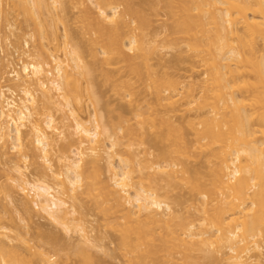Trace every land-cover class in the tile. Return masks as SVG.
<instances>
[{
	"label": "bare ground",
	"instance_id": "obj_1",
	"mask_svg": "<svg viewBox=\"0 0 264 264\" xmlns=\"http://www.w3.org/2000/svg\"><path fill=\"white\" fill-rule=\"evenodd\" d=\"M80 1L0 0L4 263L264 264V0Z\"/></svg>",
	"mask_w": 264,
	"mask_h": 264
},
{
	"label": "rangeland",
	"instance_id": "obj_2",
	"mask_svg": "<svg viewBox=\"0 0 264 264\" xmlns=\"http://www.w3.org/2000/svg\"><path fill=\"white\" fill-rule=\"evenodd\" d=\"M82 1H83V0H81L80 2H82ZM0 29H2V28H0ZM8 30H9V31H8ZM8 30H5V28H4V31H1V30H0V34H1V35H0V47H1V53H0V54H2V56H4V55H5V56H9V53H10V54L13 53V54H14V57H15L16 53H14V52L12 51V49H13V48H11L12 45L9 44V43H12L11 40L14 39L15 36H13L12 33H10V29H8ZM6 31H7V32H6ZM3 32H6V33H3ZM7 33H8V34H7ZM3 34H5V35L3 36ZM9 34H11V35L13 36V38H12ZM1 36H2V37H1ZM9 36H10V37H9ZM5 37H6V38H5ZM5 39H6V40H5ZM9 39H11L10 42L8 41ZM14 40H15V39H14ZM14 40H13V41H14ZM10 51H11V52H10ZM13 54H12V57H10L11 55H10L9 57H10V59H13V60H14ZM172 55H174V51H172V50H171V51L169 50V51L165 52V58H166V59H170V58L172 59V58H173V57H171ZM16 56H17V55H16ZM9 57H8V58H9ZM17 57H18V56H17ZM16 61H17V58L14 60V62L16 63ZM18 63H19V62L17 61L16 66H15V64L13 63L14 66H11V65H12V64H11V65H10L11 67H7V68H5V70H4V71H5V72H4L5 74L3 73V78L7 77V83L5 82L6 80H3V79H2V80H3V83H2L3 85H5V84H9V83H10V81L8 82V80H9L10 78H12V77H11V76H12V75H11V72H12L13 70H18V69H20V67H21L20 64L22 65V63H19V64H18ZM186 65H187V64H184V65H182V67L185 68ZM14 68H15V69H14ZM7 69H8V70H7ZM185 71H186V70H181L182 73H185ZM6 74H7V76H6ZM4 75H5V76H4ZM8 75L10 76V78H8ZM2 80H1V81H2ZM4 82H5V84H4ZM100 89H101V92H102L105 96L103 95V99H102V102H101V104H102L101 106H102V107L100 106L101 109H100L99 112H101L103 116H104V115H105V116H111V118H106V117L104 116L106 119L114 121L115 118H117V117L119 118V115H118V114H119V111H121V110L123 111L124 115H125L127 118H131V113H130L131 111L129 110V108H128V106H127L128 104H127L126 102H124V103H120L121 100L117 97L115 91L112 92L113 90H112V88H110V86H108V85H107V87H106V86H103V87H101ZM112 93H113V94H112ZM17 95H18V93H17L15 96H17ZM121 102H122V101H121ZM121 104H123V105H122L123 107H121ZM121 108H122V109H121ZM112 112H113V113H112ZM107 113H108V114L111 113V114L108 115ZM116 115H117V117H116ZM113 116H114V117H113ZM116 120H117V121H116ZM116 120H115L114 122H117V123H118L119 120H118V119H116ZM26 128H27V127H26ZM26 128H24V130H25ZM24 130H23V132H24ZM25 131H26V130H25ZM24 136H25V134H24ZM25 137H26V136H25ZM25 140H26V138H25ZM24 142H26V141H24ZM5 160H7L6 157L0 155V172H1V173H0V181H1L0 183H5V178H6L5 175H8L7 172H6V171H7V170H6V169H7V168H6V167H7L6 165H7V164H5V162H6ZM4 165H5V166H4ZM4 167H5L6 169H5ZM3 169H5V170H3ZM10 174H11V173H10ZM11 175H12V174H11ZM4 193H5V192H4ZM4 193H3V194H0V199H1V200H0V201H1V202H0V204H1V205H0V211H1V210H4V211H1V214H0V264H5L4 261L8 259V258H6V256H7L6 254L8 253V255H9L10 252H8V251H9V250L12 251V248H10V247L8 246V244H9V245L11 244V246H12V245H14V246L17 245L18 248H15V249H14L15 251H16V249H17L18 253H19V251H20V253H19L20 255H22V254L25 255V253H27L26 255L29 256L30 249L27 250V251L25 250V249H28V248H27V247L25 246V244H24L25 241H24V240H22V241H24V242L21 241V238H22V237H23V239L26 238V240H27L26 242L28 243V244L26 243L27 246H29V245L32 246L33 243L38 245V243H40V242L37 240V239H39V237L37 238V236H41V235H39L40 233L38 234V232H37V231H38V230H37V229H38V225H37V224H39V223H40V224L42 223L43 225H44V224H48L47 226H45V225H44V226H45L46 228H47V227H48V228H53V226H52V222H51L50 220H48V219L46 220L45 218H42V217H39V218H38V217H35V219H34L33 221H32V220L29 221L28 223L31 224V227H29V228H28V227L26 228V226H24V225H23V227H22V224H20L21 226L19 225V227H20V228H19V227H18V224L20 223V222H18L19 219L17 220V223H18V224L16 223V219H15V220H14V221H15L14 223L17 224V229H19V231H17V232H19V235H20V237H18V238L15 237V235H16V233H17V232H16L17 229L15 228L16 225L13 223V221L11 220V218H10V219L8 218V217H9V214L7 215V217L4 218V216H5V215H4V212H6L5 209H7V208H5L4 206H6V205H7V202H8V200L6 199L7 197L5 196L6 194L4 195ZM3 197H6V198H5L6 201L4 200L5 203L2 202V201H3V199H2ZM2 205H4V206L2 207ZM3 208H5V209H3ZM6 214H7V213H6ZM1 216H3V217H1ZM4 219H5V220H4ZM9 220H10V221H9ZM38 222H39V223H38ZM11 223L14 224L15 227H12L13 225H11ZM30 224H28V226H30ZM35 224H36V225H35ZM34 225H35V226H34ZM4 226H8L9 229L7 230V229L3 228ZM10 227L15 228V231H13V229L11 230ZM24 227H25V230L23 229ZM32 227H33V229H32ZM30 228H31L32 230H31ZM40 228H41V227H40ZM26 229H27V230L30 229L31 231H30V232H27ZM41 229H42V228H41ZM41 229H40V230H41ZM9 230H10V231H9ZM11 231H12V232H11ZM25 231H26V232H25ZM9 232H10L11 235L9 234ZM13 232H14L15 234H14ZM39 232H40V231H39ZM6 233L9 234L11 237L8 238ZM28 233H30V235H29ZM34 233H35V234H34ZM12 234H13V235H12ZM26 234H27V235H26ZM36 234H37V235H36ZM21 235H23V236L21 237ZM28 237H29V238H28ZM31 237H32L33 239H35V241L37 240L38 242L36 243L35 241H33V242L31 241V242H32V245H31L30 242H28L29 239L31 240ZM35 237H36V238H35ZM11 238H12V239H11ZM16 238L19 239V240H17ZM33 239H32V240H33ZM39 240L41 241V238H40ZM13 241H14V242H17V243H14ZM20 241L23 243V246L21 245L22 243H21ZM109 241H110L109 239H108V240L105 239V240H104L103 242H101V243L103 244V246L105 245L106 248L113 249V247H115V244H114V246H113L112 241H111V242H109ZM4 242H7V246H6V243H4ZM20 243H21V244H20ZM104 243H105V244H104ZM19 244H20V245H19ZM111 244H112V245H111ZM20 246H22V247L25 246V247H26V248H25V247L23 248V250L25 251V253H24V251H22V249L19 248ZM33 246H34V245H33ZM35 246H36V245H35ZM22 247H21V248H22ZM9 248H10V249H9ZM8 249H9V250H8ZM95 250H96V249H95ZM95 250H94V252H95ZM98 250H99V249H98ZM15 251H14V254L17 252V251L15 252ZM28 251H29V252H28ZM47 252H49V251L46 250L45 253L48 254ZM97 252H98V253H97ZM99 252H100V253H99ZM102 252H103V251L99 250V251H96L95 253H97L98 255H100V257L103 258L106 254L104 255V253L102 254ZM18 253H16V254H18ZM68 253H69V252H68ZM70 253H72V252H70ZM70 253H69V254H70ZM10 254H11L12 256L14 255L13 253H10ZM19 254H18V255H19ZM20 255H19V256H20ZM48 255H49V254H48ZM50 255L52 256V254H50ZM73 255H74V254H73ZM102 255H103V256H102ZM9 256H10V255H9ZM74 256H75V257H73L72 254H71V258H72V259H75V260H74V261H73V260H72V261L70 260L71 262H69V264H76L77 261H78L77 264H83V262H82V258L80 259V256H79V257H78V255H77V256L74 255ZM106 256H107V255H106ZM106 256H105L103 259L105 260V262L107 261L108 264H124V263H125V261H124V259H123V256L120 255L119 252H118V254H117V253H114V256H107V257H106ZM121 256H122V257H121ZM20 257H21V256H20ZM47 257H48V256H47ZM49 257H50V256H49ZM76 257H78V259H77ZM112 257H113V259H111ZM16 258H18V257H16ZM76 259H77V261H76ZM114 259H115V261H114ZM54 260H57V259L55 258ZM58 260H59V259H58ZM64 260L66 261V258H64V259L61 258V264H68V262H67L68 260L66 261L67 263H65ZM104 260H103V261H104ZM111 260H112L113 262H116V263H113ZM59 261H60V260H59ZM5 262H6V261H5ZM80 262H81V263H80ZM105 262H104V263H105ZM107 263H105V264H107Z\"/></svg>",
	"mask_w": 264,
	"mask_h": 264
}]
</instances>
